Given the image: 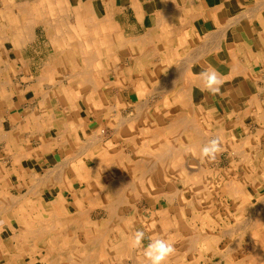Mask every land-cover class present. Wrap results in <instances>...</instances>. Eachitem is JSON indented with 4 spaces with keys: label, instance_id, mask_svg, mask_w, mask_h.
I'll list each match as a JSON object with an SVG mask.
<instances>
[{
    "label": "crops",
    "instance_id": "0c3cea01",
    "mask_svg": "<svg viewBox=\"0 0 264 264\" xmlns=\"http://www.w3.org/2000/svg\"><path fill=\"white\" fill-rule=\"evenodd\" d=\"M108 34L122 41L114 46L131 85L118 88L125 114L193 115L203 145L219 136L222 149H233L230 164L251 166L247 150L258 149L264 156V0H0V195L19 193L18 176L28 173V149H38L43 137L53 143L43 134L54 132L60 111L52 86L61 82L62 70L71 72L73 59H79L77 47H91L89 35L107 40ZM209 67L225 80L218 95L200 90L199 74ZM43 82L51 83L48 104L41 90L32 89ZM135 84L171 88L165 95H148L139 110L136 103L143 98ZM177 90L185 92L173 95ZM71 142L60 149L73 147ZM197 156L186 157L197 163ZM45 158L36 150L31 155L36 166ZM64 164L61 176L67 173Z\"/></svg>",
    "mask_w": 264,
    "mask_h": 264
},
{
    "label": "bare ground",
    "instance_id": "6f19581e",
    "mask_svg": "<svg viewBox=\"0 0 264 264\" xmlns=\"http://www.w3.org/2000/svg\"><path fill=\"white\" fill-rule=\"evenodd\" d=\"M145 32H148V30ZM118 41L121 40L118 39L117 35H109L107 40L102 38L94 40L89 35L86 43L91 47L85 50L80 45L77 47L79 59H73L72 75H70L72 78L71 83L75 85L74 88L70 91V87L64 88L63 85H60L57 91L54 88L69 108H63V111L57 112L59 117L57 116L55 121L53 120L55 128L53 133L51 131L43 133L45 137L52 136L53 143H49L43 137L41 146L38 149H32V152L29 151L27 158L31 159V155L35 150L39 155L51 154L52 144L55 147L66 145V140L71 134L75 133L76 138L86 135V130L93 123L95 115L102 113V111H112L110 120L112 127L109 133L111 132L113 136L106 139L107 130L98 126L100 129L93 131L87 143L84 142L82 146V150H92L93 163L87 164L83 157H80L82 155V153H79L81 150H78L79 152L76 155H74V152L70 157L67 155L64 158V165L69 167V173H66V175L61 176L59 170L60 173L52 174L51 169H46L49 172H44L45 175L34 177L35 179L31 183L27 180V191H24L23 194L18 193L19 195L14 196L13 200L11 198L12 201L9 202V205L7 204V207L9 206L8 214H6L8 217L6 219L7 230L0 229V263L145 264L142 248H133L130 243L133 233L137 230H143L148 242L149 238L155 237H162L174 242L176 251L169 259L168 264H240L243 259L235 260L231 256L233 254L231 253L233 243L231 239L236 230L235 226L229 224L228 221L226 223L224 220L223 224L219 221L217 224L212 222V225H210L205 222L203 212L201 213L199 209L200 198L197 199V197L200 196V165L196 167L197 163L193 160H187L188 157H186L189 153H194L200 158V149L203 144L200 142L199 119L193 115V117L186 115L184 118L181 115L168 114L167 117H162L158 112L153 111L145 113L144 117L153 113L157 119L152 123L156 125L153 126L150 123L151 121H146V123L144 120L142 124L144 127H139L135 122L140 119L138 117L140 115L132 116L138 117L132 121L131 117L128 116L127 118L120 111H116L121 102L120 96L116 93L119 90V85L126 82L128 84H125L128 87L131 86L126 77L128 70L122 68L117 61L118 58L123 59L121 54L118 53L116 45L114 46ZM198 51L200 50L198 49ZM195 54L197 53L195 52ZM194 56L196 55H192V57ZM78 60L84 61V65L80 64ZM186 65L185 67H187ZM177 68L179 69V67ZM181 72L183 73L182 69ZM174 75H172L173 78L176 76L177 79L179 78L176 73ZM135 86L141 99L143 98L136 103V108L140 110L139 106L143 108L147 105L148 100L146 97L151 94L152 88L149 89L147 86L146 88L137 84ZM157 88L158 92L155 90L156 93L165 95L164 93L170 90L171 85H161ZM72 90L75 93L72 95L75 97L70 100ZM47 91L49 90H44V93H41L46 104L49 102L46 101V98L49 97ZM183 92L185 90H178L177 93L182 94ZM80 93H84L81 96L82 98H76ZM85 93H88V95ZM113 94L114 102L109 103ZM35 122L37 121L35 120ZM34 129L36 130V128ZM42 129L40 130L42 131ZM87 132L90 133L88 130ZM202 142L204 141L202 140ZM96 144V152H94L92 146ZM61 153L63 154V151ZM60 162L62 163L61 160ZM58 166L57 169H60ZM52 168L55 169L54 166ZM82 181L86 182V188L80 192L84 197L73 189L75 182L80 183ZM232 182L233 180L229 185ZM53 184V188H56L55 198L50 199V193L52 194V192H49V187L50 185L52 187ZM231 188L228 189L227 194L230 196L234 193L237 194L238 186L234 185ZM61 189L72 192L71 202L68 203ZM10 195L12 197L14 194ZM31 197L35 199L32 201ZM29 198L31 203H23ZM98 198H104L102 199L103 202L98 201ZM258 198L261 199L259 196ZM144 199H146V203L142 201ZM88 203L98 204L96 206L91 204V207ZM162 204L167 206L162 207ZM261 211H263V207ZM230 214L232 216L231 212ZM200 217L204 222L201 226L200 222H197L201 220ZM209 240H215L217 247L214 246L215 244L209 246L206 243ZM13 242L20 243L24 246L23 250L25 251L26 246L31 244L33 252L30 259L23 258L24 254L22 253L21 255L20 253L3 254L1 246L11 245V243L13 245ZM201 242L207 244L204 247L209 251V254L218 256L217 262H215L213 256L209 258L208 255V257L206 255L204 257V254H200ZM221 242L223 243L220 246ZM251 243L254 244H251L253 248L251 247L252 253L249 254L250 263L258 264L259 261V264H264V256L261 257L263 255L264 240L261 239ZM143 244L144 246L147 245L145 239ZM39 249L44 251V255L40 260L37 256ZM17 254L20 256H16Z\"/></svg>",
    "mask_w": 264,
    "mask_h": 264
},
{
    "label": "rangeland",
    "instance_id": "374dc122",
    "mask_svg": "<svg viewBox=\"0 0 264 264\" xmlns=\"http://www.w3.org/2000/svg\"><path fill=\"white\" fill-rule=\"evenodd\" d=\"M82 64H84V61L82 62ZM100 68L98 69V73H99ZM71 72H70V70H62V78L61 79L63 80V82H58L59 79H57V83L53 84V86H52L53 89L55 88L57 91V88H59L60 85H63L64 88L70 87L69 91L72 88H74L75 85L73 83H71L72 78H70V76H68ZM168 79H169V77H168ZM50 84L51 83H46V82H43L42 84L39 83L38 85L33 86L32 89H34L35 91L41 90V93H42L44 90L48 89V85H50ZM157 86L161 87V85L149 86L152 89H154L152 91V89L149 88V89H151V92H150L151 94H153V93L159 94V93L155 92V90H157V92H158ZM163 86H165V85H163ZM85 88H86V86H85ZM177 92H178V90L175 91V93H177ZM57 93L58 92H54V90H53V96L56 100L55 104L57 106L56 109L63 111V108H65V109L69 108V106L66 105L65 102L62 100V98L59 96V93H58V95H57ZM70 93L72 95L74 93V91L72 90ZM116 93H118V92H116ZM83 94L84 93H80L79 96L77 95L76 98H82L81 96ZM86 95H88V93ZM73 97H75V96L72 95L71 97H69V99L72 100V99H74ZM112 97L114 98V94L111 96V100L109 101V103L114 102ZM67 101H69V100H67ZM118 106L120 108V112L122 113V115H124L127 118H128V116H129V118L131 117L130 119L132 121L134 120V118L140 117V119H138V120L135 119L136 120L135 123L139 127H141V126L144 127L142 125L144 120H145V122L151 121L150 123L153 126L156 125L155 123H152L153 121L155 122V120L157 119L156 115H153V113L151 115L148 114L144 117V114L147 112H142L143 116L140 115L138 117H132V116H137V115H133V114L131 115L129 113L125 114L123 112V109H122L123 108L122 101L119 103ZM104 112H105L104 114L106 115V117H104L103 115L101 116L103 118V121H99V117H100L101 113H98L95 115L93 123H91L89 125V127L87 128V130L90 131V133L87 132V130H86V135H82V137H81L83 139L78 138V137L76 138L75 133L71 134V136L66 141L68 142L69 140H72L73 142L71 144L74 145L73 147H68L66 149H64V148L60 149L61 147L58 146L59 149H57V148L54 150L52 149L51 154L40 155V156H45L47 158V159L45 158L46 163L43 161L44 163H40L37 166L32 163L31 159L27 158L26 161H27V164H29L28 165V167H29L28 173L29 174L27 173V175H25V173H24V174L18 176V179H20V181L22 182L21 187L19 189L20 190L19 194H23L27 191L26 189H28V185H27L28 181H30V183H31L36 177L43 175V174L45 175L47 172H49L47 170L51 169L50 172L52 174L57 173L58 170H60L61 166H62L61 163H58V165H59L58 166L57 162L60 160L64 161L63 158L67 157V155H68V157H70L74 152H75L74 155H76L79 152L78 150H81L79 152V153H82V155L80 157H83V160L85 162H87V164L90 165L91 163H93L92 162L93 159L91 158L92 157L91 156L92 150L91 149H83L82 150V146H83L84 142L87 143V140H89L88 138L91 137V134L93 131H95L96 129H100V128H98V126L107 130L106 134H105L106 139H109L110 137L113 136L111 134V132L109 133V130L111 131V127H112L111 123H110L112 111L108 110V111H104ZM222 135H224V134H222ZM85 138H87V139L85 140ZM78 145H81V146H78ZM77 146L80 147L81 149L78 148ZM96 146H97V144L95 146H92L93 147L92 149L94 150V152H96ZM28 151L32 152V149H30V150L28 149ZM62 151H63V154L61 153ZM231 151H233V149H223L222 152L217 155L215 160L201 159V158L197 157L198 161H197L196 167H198L200 165V170H201L200 176H199L200 177V196L197 197V199L200 198V206H199L200 208L199 209H200L201 213L203 212L202 214L204 216L205 222H208V224H210V225H212V222L217 224L219 221L221 224H223V220H224L226 223L228 221V222H230L229 224L235 226L236 230L233 234V238L231 239V240H233V243L231 245L232 246L231 247V249H232L231 253H233V254L231 256L234 257L235 260L243 259V261L240 264H254L252 262L250 263L251 260L249 259V254L251 255V253H252L251 247L254 244L251 242L259 241L261 239L264 240V238H263L264 237V213H263L264 212V203H263L264 200L263 201L261 200L262 198L264 199V185H263V183H264V156H263V154H260V151H258V149L247 150L248 153L251 151L249 156L252 157L251 161H253V162H252L251 166H249V164H248L245 167L243 165H235V164L229 163V158H232L231 157L232 155L230 154ZM255 151H257V153H255ZM54 153H56V154H54ZM262 156H263V158H262ZM54 157H55V159H57L56 161H54L55 160ZM48 161H49V163H48ZM256 161H259L260 163L256 164L255 163ZM53 166L55 169L52 168ZM57 166L60 167V169L59 168L57 169ZM63 168H66V166L63 165ZM42 169H44V171H41ZM244 169H247V171H243ZM34 170H36V171H34ZM66 170H67V173H69L68 172L69 167H67ZM44 172H46V173H44ZM232 180H233L232 184L229 185ZM52 183H55V182H52ZM85 183H86L85 181H82L80 183L75 182L74 186H73V189H75V191L79 192V195H82V197H84V195L80 194V192H82V190L84 188H86ZM234 185L238 186L237 194H235L232 191L234 194L232 196H230L227 194V191H228V189H230ZM228 186H231V187H228ZM53 187H54V184L52 185V187H51V185L49 187V190H50L49 192H52V194L50 193V199L55 198L54 192H56V190H55L56 188H53ZM21 189H23L25 192L23 191V193H22ZM231 190H232V188H231ZM46 192H47V190H46ZM61 192L64 194L65 198H67L68 203L72 201L71 197L73 194L70 190L68 191V190H62L61 189ZM19 194L14 193V195L12 194L13 195L12 197H11V195H8V196L4 195L5 197L2 196L3 194L0 195V199H1L0 200V208H1L0 209V229H2L4 231L7 230L6 229V226H7L6 219L8 217L6 214H8V210H9V206L7 207V204L9 205L10 204L9 202H11L14 199L13 197L16 195H19ZM208 194H210V195H208ZM258 196L261 197V199L260 198L257 199ZM6 198H7V201H6ZM11 198H12V200H11ZM43 198H44V195H43ZM31 199L33 201V199H35V198L31 197ZM102 199H104V198H98L97 200L103 202ZM203 199H204V201H203ZM260 200H261V202H260ZM17 201H19V200H17ZM142 201L143 202L145 201V203L147 202L146 199H144ZM20 202H21V199H20ZM24 202H25V204L31 203L30 198L27 201L26 200L23 201V203ZM98 203H100V202H98ZM98 203H94V204L88 203V204L90 206H91V204H92V206H96V204H98ZM14 204L16 205V203H14ZM165 206H167V205L162 204V207H165ZM261 206L263 207V211H261L262 210ZM258 208H260V209H258ZM199 209H197V210H199ZM230 212L232 213V216H231ZM251 212H253V213H251ZM62 213H61V215H62ZM230 216H231V218L228 219V217H230ZM214 220H215V222H214ZM233 221H235V222H233ZM197 222H200V226L204 224L202 218L200 221L198 220ZM237 227H239V228L237 229ZM224 228H226V227H224ZM251 236H252V238H251ZM253 238H254V240H253ZM210 241L211 240H209V242L207 241L206 243L209 246H213V244H215V240H212L211 242ZM145 242H146V244L148 242V239L146 237H145ZM13 243L16 244L15 242H13ZM206 243L205 242L200 243V254H202V255L204 254V257H206L208 255L210 258L211 256H213V254H209L208 253L209 251H207L205 249L204 245ZM222 243L223 242H221L220 246L222 245ZM14 244L12 245V243H11V245L9 244V245L1 246L2 247L1 250L3 251V254L6 253L9 255L11 253H14V254L20 253V255H21V253H22V254H24L23 258H25L26 260L30 259V257L32 256V252H33V247L31 244H28L26 246V251L23 250L24 246H22L20 243L16 244V245H14ZM216 244L214 245L215 247H217ZM255 245H257V244H255ZM23 251H25V252L23 253ZM262 251H263L262 252L263 255L261 257L264 256V247L262 248ZM37 254H38L37 256L40 260L42 258V256L44 255V251L39 249ZM20 255L17 254L16 256H20ZM213 257L216 260L215 262H217L218 256L214 255ZM263 259H264V257H263ZM260 263H261V261H260ZM0 264H3V263L1 262ZM258 264H259V261H258Z\"/></svg>",
    "mask_w": 264,
    "mask_h": 264
},
{
    "label": "clouds",
    "instance_id": "9594fccd",
    "mask_svg": "<svg viewBox=\"0 0 264 264\" xmlns=\"http://www.w3.org/2000/svg\"><path fill=\"white\" fill-rule=\"evenodd\" d=\"M203 83L200 89L202 92L207 91L211 95H218L225 82L222 75L213 67H209L199 74ZM222 139L217 136L209 140L200 149V158L215 160L217 155L222 152ZM145 232L137 230L133 233L130 243L133 248H142L145 264H168L169 259L175 254L174 242L171 240L155 237L149 238V242L144 246Z\"/></svg>",
    "mask_w": 264,
    "mask_h": 264
}]
</instances>
